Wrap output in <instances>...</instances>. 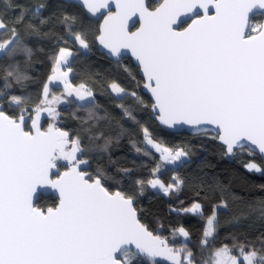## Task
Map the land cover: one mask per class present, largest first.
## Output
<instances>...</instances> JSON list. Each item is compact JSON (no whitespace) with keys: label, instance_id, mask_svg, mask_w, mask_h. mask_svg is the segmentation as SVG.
Wrapping results in <instances>:
<instances>
[{"label":"snow or ice","instance_id":"snow-or-ice-1","mask_svg":"<svg viewBox=\"0 0 264 264\" xmlns=\"http://www.w3.org/2000/svg\"><path fill=\"white\" fill-rule=\"evenodd\" d=\"M185 132L264 177V0H0V264H264V197L182 175ZM187 186L195 237L142 203Z\"/></svg>","mask_w":264,"mask_h":264},{"label":"trees","instance_id":"trees-1","mask_svg":"<svg viewBox=\"0 0 264 264\" xmlns=\"http://www.w3.org/2000/svg\"><path fill=\"white\" fill-rule=\"evenodd\" d=\"M87 62L91 65L93 71H99L106 75L117 76L121 79L124 78V74L109 60L101 56L96 49H93V52L88 54ZM98 100L101 104L108 105L109 100L107 97L100 96L98 94ZM169 140H172L174 143L185 142L190 140L194 147L195 155L192 157L191 163L184 169L181 170V174L189 178L194 176L203 175L207 173V179H211L214 175L218 176L221 180L227 182V180H233V191L238 196H244L246 199H251L252 197H264V193L259 192L258 189L253 187V185H258L264 183V177L257 175H249L248 180L249 184L244 185L238 179L234 178L243 173L240 164L236 161H225L221 160L213 151L211 146H208V150L205 151L200 148L198 141L185 132L182 136L176 137H167ZM125 145L123 150L124 154L128 155L129 166H131V160L133 155L131 154L130 148L127 147V141L122 142ZM118 155L121 153H117ZM207 161L214 165V168L202 167V164ZM171 176L170 171H165L162 174V178L167 181ZM194 199L193 190L191 186H187L179 194V196H165L163 192L154 189H148L145 196L142 198V203L155 217L160 218L164 223L167 224H178L183 223L186 227L192 230L194 237L199 235L200 230L203 227V221L195 216H184L176 215L169 211V205L179 206V201L183 200L185 205L191 203ZM45 200L51 202L48 197H45ZM244 210L243 204H236L234 206V211L239 212ZM221 237L226 234L227 229L221 228Z\"/></svg>","mask_w":264,"mask_h":264},{"label":"water","instance_id":"water-1","mask_svg":"<svg viewBox=\"0 0 264 264\" xmlns=\"http://www.w3.org/2000/svg\"><path fill=\"white\" fill-rule=\"evenodd\" d=\"M186 133H187V132H186ZM160 264H165V262L161 260V261H160Z\"/></svg>","mask_w":264,"mask_h":264}]
</instances>
